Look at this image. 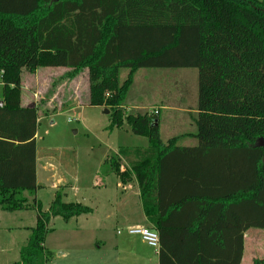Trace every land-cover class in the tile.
<instances>
[{
  "label": "trees",
  "instance_id": "obj_1",
  "mask_svg": "<svg viewBox=\"0 0 264 264\" xmlns=\"http://www.w3.org/2000/svg\"><path fill=\"white\" fill-rule=\"evenodd\" d=\"M144 67L198 69L196 133L186 135L196 146L163 141L159 114L126 112ZM41 68L68 69V80L88 70L89 106L110 111L109 130L127 125L148 138L147 148H120L111 169L136 181L159 264L242 263L243 233L264 230V2L0 0V210L36 213L14 264L49 261L52 218L92 213L60 189L46 212L36 199L40 115L22 106L21 75Z\"/></svg>",
  "mask_w": 264,
  "mask_h": 264
},
{
  "label": "rangeland",
  "instance_id": "obj_2",
  "mask_svg": "<svg viewBox=\"0 0 264 264\" xmlns=\"http://www.w3.org/2000/svg\"><path fill=\"white\" fill-rule=\"evenodd\" d=\"M188 39L190 37L185 35L183 46L188 44ZM51 69L41 68L35 73L24 69L21 75L22 105L35 104L40 112L36 136L38 167L41 170L43 165L48 169V181L37 191L36 199L42 204L43 211H48L56 192L53 186L59 183L66 188L64 202H85L83 205L91 208L92 214L69 221L61 217L51 219L49 228L53 231L44 244L51 258L46 264H76L78 259L89 256V240L96 239L100 250L93 254L100 256V264H155L156 250L141 236L128 233L129 229L147 228L148 225L141 210L137 211V186L123 187L111 169L120 148H147L148 138L133 134L127 125L123 129L109 130L110 114L86 105L90 100L88 70L77 76L75 86L72 80L64 78L68 69H65L67 72ZM127 74L128 71L124 70L121 79ZM135 75L138 78L137 92L144 80L156 84L154 100L157 102L150 106H161L165 101L166 105L179 107L185 112L160 111L162 140L176 136L182 137L180 145L193 144V137L186 135L196 133L197 115L193 111L197 112L198 108V69H142L133 77ZM1 90L0 85V95ZM149 109V113L158 111ZM137 112L145 114L146 110L130 109L127 113ZM125 167L124 162H120V171ZM109 211L117 216L106 218ZM35 224L34 211L10 213L0 210V264L19 261L20 250L27 244ZM148 229H152L151 226ZM257 231L264 232L250 229V233ZM93 243L95 246V241ZM129 248L146 254L147 260H136ZM250 256L248 249L244 264H251Z\"/></svg>",
  "mask_w": 264,
  "mask_h": 264
},
{
  "label": "crops",
  "instance_id": "obj_3",
  "mask_svg": "<svg viewBox=\"0 0 264 264\" xmlns=\"http://www.w3.org/2000/svg\"><path fill=\"white\" fill-rule=\"evenodd\" d=\"M142 69H164V70H172V69H181V68H153V67H144V68H140L139 70H142ZM51 70H56V71L63 70L64 72H67L65 69H62V68H59V69H51ZM138 71H137V73H138ZM154 72H160V71H154ZM137 79L138 78L135 75V77H133L132 84H131V86H130L128 92H127L126 98H125L124 108L126 109L127 112H129V110L131 109V110H136V111H145L146 110V113H149L148 111L151 110V109H149L151 107L152 109L154 108L155 110H158V111H156L158 114H160V111L161 110H167V111L178 112V113H185V112H182L184 110L180 109L179 107H175V106L173 107V106L166 105V102L165 101H163V104L161 106H150V105H156L155 103L157 102L156 100H154L155 97H156V89H157L156 88V84H154V82H150V81L149 82H145L146 80H144L143 81L144 82V85L141 86L140 87L141 88L140 91L137 92V91H135V88H136V85H137ZM72 84H75V86H77V84H78V77L75 78L74 80H72ZM150 98L153 99V100H150ZM89 101L90 100L88 99L87 100V103H86L87 106H89ZM153 102H154V104H152ZM22 106L23 107H29V108L37 107L35 104H32V103L31 104L25 103ZM72 108H74V107H71V108L69 107V109H72ZM98 109L103 110L104 111V114H106L105 113V110L106 109H104V108H98ZM193 112H194V114L195 113L197 114V112H195V111H193ZM137 114H139V112H137ZM39 115H40V112H39ZM106 115H109V114H106ZM159 123H160V121H159ZM160 126H161V124H160ZM192 133L194 134L195 132H192ZM173 137H176V136H173ZM171 138H169V139H171ZM168 140H166V141H168ZM194 141L195 142L193 144H188V145H183V146L194 147V146L197 145V140L194 139ZM40 163H42V162H40ZM38 166H39V161H38V151H37V169H36V171H37V184H38V187H39L38 190H39L40 188L45 187V184L48 181L47 180V177H48L47 176L48 169L45 166L42 165L41 170H40ZM119 181H120V179H119ZM120 184L123 187H126L128 185L137 186V194L136 195L139 198V202H138L139 205L137 206V211L141 210V212H142V214L144 216V220L148 224L147 225V228H148V226H151V228L153 230V225L149 222V220H148V218H147V216L145 214V211H144V208H143V205H142V201H141V198H140V191H139V188H138V185H137L136 181L133 180V181L128 182L126 184H124V183H122L120 181ZM53 187H54V189H55L56 192L59 191V189H60V191L63 193V195H66V192H65L66 191L65 190L66 188H65V186H62V184L60 185L59 183H57ZM56 192H55V195H56ZM54 198H55V196H54ZM65 203H80L82 205L85 204V202H82V201L81 202H78L77 200H76V202H65ZM115 214L116 213L113 214V212H110L109 211L107 213V215H106V218H108V219L110 217L113 218V217L117 216ZM237 215H239L238 214V211H237ZM88 216L89 215H85V216L76 217V218H82V217L87 218ZM226 222L228 223L229 220H227ZM139 227H141V226H139ZM223 236H224V240H229L230 239L232 242L235 240V237L233 235L231 237H229V232H228V229L227 228L224 229ZM243 239H244V255H243V260H242V263L241 264H244V262L246 261V252H247L248 249H249V252H250V255H251L249 257V261H250L251 264H253V262L255 260H257V259H264V232L259 233L257 231V232L250 233V230H248L247 232H244L243 233ZM89 241H91V244L89 245V256H87L85 258L78 259L77 262H76V264H100V260H101L100 259V256H97V255L94 256V254H93V252L95 250H97V249L100 250L99 242H98L97 239L96 240H89ZM93 241H95V246H94ZM79 242H81V241H79ZM79 242H77V243H79ZM128 251L130 253H132L133 257L136 260H139V259H142V261H146L147 260V255L144 254V253H140V252L138 253L137 250L132 249V248H129ZM155 255H156V257H155V262L156 263L155 264H159L158 251H155Z\"/></svg>",
  "mask_w": 264,
  "mask_h": 264
},
{
  "label": "built area",
  "instance_id": "obj_4",
  "mask_svg": "<svg viewBox=\"0 0 264 264\" xmlns=\"http://www.w3.org/2000/svg\"><path fill=\"white\" fill-rule=\"evenodd\" d=\"M158 114L156 111L151 112L150 114ZM72 120V119H70ZM128 233L131 235H139L143 239L144 242L148 244V246L154 248L156 251L159 250V235L155 230L137 227L128 230Z\"/></svg>",
  "mask_w": 264,
  "mask_h": 264
},
{
  "label": "water",
  "instance_id": "obj_5",
  "mask_svg": "<svg viewBox=\"0 0 264 264\" xmlns=\"http://www.w3.org/2000/svg\"><path fill=\"white\" fill-rule=\"evenodd\" d=\"M0 105H3V103H0ZM105 113H106V114H110V111L105 110Z\"/></svg>",
  "mask_w": 264,
  "mask_h": 264
}]
</instances>
